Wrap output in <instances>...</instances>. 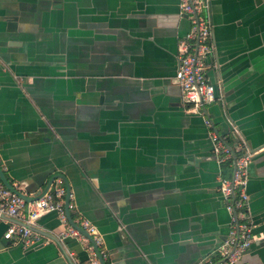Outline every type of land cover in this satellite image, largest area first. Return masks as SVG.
Instances as JSON below:
<instances>
[{
    "label": "crops",
    "instance_id": "0c3cea01",
    "mask_svg": "<svg viewBox=\"0 0 264 264\" xmlns=\"http://www.w3.org/2000/svg\"><path fill=\"white\" fill-rule=\"evenodd\" d=\"M210 18L219 89L206 111L231 147L255 151L253 240L237 264H264V0H210ZM189 30L178 0H0V168L23 193L35 174L55 177L105 264H208L228 236L217 186L232 163L174 78ZM12 221L0 217V264H71L66 249L89 264V241L57 238L56 212L32 227L50 241L29 247L3 238Z\"/></svg>",
    "mask_w": 264,
    "mask_h": 264
},
{
    "label": "built area",
    "instance_id": "2783aa9c",
    "mask_svg": "<svg viewBox=\"0 0 264 264\" xmlns=\"http://www.w3.org/2000/svg\"><path fill=\"white\" fill-rule=\"evenodd\" d=\"M179 11L190 22V30L179 41L180 53L174 78L180 88V99L188 111L198 114L209 128L211 152L217 160L223 163H232L233 171L230 177L220 176L217 190L230 212L229 233L218 246L214 260L208 264H237L242 254L249 248L252 240V222L248 214V196L246 183L249 175V166L255 151H252L244 142L231 147L225 136L215 129L206 108L217 99L216 91L219 85L212 82L208 75L206 59L214 52L211 41L212 22L210 18V0H178ZM63 188L53 182L46 192L35 201H25L22 197L0 185V217L8 216L13 221L8 225L3 238L11 244H20L29 247L42 240L32 227L37 219L48 213L56 212L63 226L60 241L67 237L75 239L78 243H87L88 239L78 230L69 225L65 213ZM74 205L68 203V209ZM79 226L86 230L93 238L97 248L101 244L95 227L85 219ZM50 241L46 238L43 242ZM89 264H100L93 245L88 247ZM69 262L77 264L74 254L66 249ZM103 259L104 253L99 251Z\"/></svg>",
    "mask_w": 264,
    "mask_h": 264
},
{
    "label": "water",
    "instance_id": "95a60500",
    "mask_svg": "<svg viewBox=\"0 0 264 264\" xmlns=\"http://www.w3.org/2000/svg\"><path fill=\"white\" fill-rule=\"evenodd\" d=\"M12 27L14 26V24H10ZM49 172H47V170H44L42 172H39L37 174H35L34 176L31 177V183L27 184L24 187L25 193L21 192L20 190H17L15 187H13L11 185V183L8 181V179L6 178V176L4 175V173L2 172L1 168H0V179L2 181V183L5 185V187L12 191L13 193L17 194L18 196L22 197L25 201L27 202H31V201H35L37 200L39 197H41L46 190L48 189V187L50 185L53 184L54 180L56 179L55 177H50L47 181H46V177L48 175ZM39 187H42V190H37ZM68 203H69V198H68V194L65 200V207H66V213L68 212ZM68 219L72 225L73 228H75L76 230H78L81 234H83L88 241L93 245V247L95 248V251L97 253V255L99 256V261L100 264H105L103 259L101 258V256L99 255V250L92 238V236L83 228H81L80 226L76 225L75 223L72 222V220L69 218V215L67 214Z\"/></svg>",
    "mask_w": 264,
    "mask_h": 264
}]
</instances>
